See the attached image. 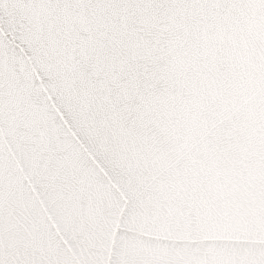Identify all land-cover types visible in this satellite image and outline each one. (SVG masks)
<instances>
[{
    "label": "snow or ice",
    "instance_id": "6c2138e0",
    "mask_svg": "<svg viewBox=\"0 0 264 264\" xmlns=\"http://www.w3.org/2000/svg\"><path fill=\"white\" fill-rule=\"evenodd\" d=\"M0 264H264V0H0Z\"/></svg>",
    "mask_w": 264,
    "mask_h": 264
}]
</instances>
